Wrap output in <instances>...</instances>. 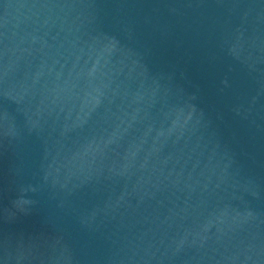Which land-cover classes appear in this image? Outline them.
Listing matches in <instances>:
<instances>
[{"label": "water", "instance_id": "95a60500", "mask_svg": "<svg viewBox=\"0 0 264 264\" xmlns=\"http://www.w3.org/2000/svg\"><path fill=\"white\" fill-rule=\"evenodd\" d=\"M0 264H264V0H0Z\"/></svg>", "mask_w": 264, "mask_h": 264}]
</instances>
